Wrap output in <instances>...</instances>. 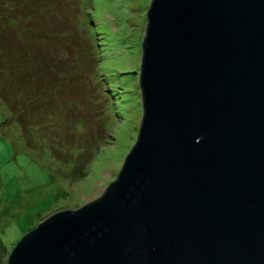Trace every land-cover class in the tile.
Listing matches in <instances>:
<instances>
[{
  "label": "water",
  "instance_id": "obj_1",
  "mask_svg": "<svg viewBox=\"0 0 264 264\" xmlns=\"http://www.w3.org/2000/svg\"><path fill=\"white\" fill-rule=\"evenodd\" d=\"M143 34L119 172L5 264H264V0H151Z\"/></svg>",
  "mask_w": 264,
  "mask_h": 264
},
{
  "label": "rangeland",
  "instance_id": "obj_2",
  "mask_svg": "<svg viewBox=\"0 0 264 264\" xmlns=\"http://www.w3.org/2000/svg\"><path fill=\"white\" fill-rule=\"evenodd\" d=\"M150 1L0 0V264L42 218L97 198L119 172L142 116Z\"/></svg>",
  "mask_w": 264,
  "mask_h": 264
},
{
  "label": "trees",
  "instance_id": "obj_3",
  "mask_svg": "<svg viewBox=\"0 0 264 264\" xmlns=\"http://www.w3.org/2000/svg\"><path fill=\"white\" fill-rule=\"evenodd\" d=\"M104 85H105V84H104ZM108 94H109V93H108ZM113 96H114V95H113ZM107 117H108V116H107ZM107 117H106L104 120L101 121V125L104 127L105 130L107 129V127H106L107 122H108ZM100 140H101V139H100ZM100 140H98V141L96 142V145L100 142ZM96 145H92V146H90L88 149L85 148L84 146H81V150H83V151L88 150V151L92 152V151H93L92 149H94V147H96Z\"/></svg>",
  "mask_w": 264,
  "mask_h": 264
}]
</instances>
